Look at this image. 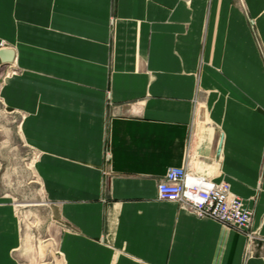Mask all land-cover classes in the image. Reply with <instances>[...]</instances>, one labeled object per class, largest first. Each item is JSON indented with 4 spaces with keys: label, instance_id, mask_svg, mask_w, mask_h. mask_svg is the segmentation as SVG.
<instances>
[{
    "label": "crops",
    "instance_id": "crops-1",
    "mask_svg": "<svg viewBox=\"0 0 264 264\" xmlns=\"http://www.w3.org/2000/svg\"><path fill=\"white\" fill-rule=\"evenodd\" d=\"M1 39L0 101L61 264H264V244L244 257L241 232L156 196L188 152L264 236V0H0ZM15 205L0 187V264H22Z\"/></svg>",
    "mask_w": 264,
    "mask_h": 264
},
{
    "label": "rangeland",
    "instance_id": "rangeland-1",
    "mask_svg": "<svg viewBox=\"0 0 264 264\" xmlns=\"http://www.w3.org/2000/svg\"><path fill=\"white\" fill-rule=\"evenodd\" d=\"M8 68H4L0 81ZM20 117L4 109L0 101V187L16 204L20 260L22 264H61L57 245L60 222L35 172V153L20 136Z\"/></svg>",
    "mask_w": 264,
    "mask_h": 264
},
{
    "label": "built area",
    "instance_id": "built-area-1",
    "mask_svg": "<svg viewBox=\"0 0 264 264\" xmlns=\"http://www.w3.org/2000/svg\"><path fill=\"white\" fill-rule=\"evenodd\" d=\"M3 46L8 44L0 40V47ZM188 156L187 152L183 166L166 169L156 183L157 198L177 202L198 217L211 218L238 230L245 237L244 257L249 256L253 245L264 244V236L251 227V209L230 190L226 180L213 181L190 172Z\"/></svg>",
    "mask_w": 264,
    "mask_h": 264
},
{
    "label": "water",
    "instance_id": "water-1",
    "mask_svg": "<svg viewBox=\"0 0 264 264\" xmlns=\"http://www.w3.org/2000/svg\"><path fill=\"white\" fill-rule=\"evenodd\" d=\"M14 57V50L10 46L0 47V65L1 73H3L4 68L12 62Z\"/></svg>",
    "mask_w": 264,
    "mask_h": 264
},
{
    "label": "bare ground",
    "instance_id": "bare-ground-1",
    "mask_svg": "<svg viewBox=\"0 0 264 264\" xmlns=\"http://www.w3.org/2000/svg\"><path fill=\"white\" fill-rule=\"evenodd\" d=\"M203 125V124H202Z\"/></svg>",
    "mask_w": 264,
    "mask_h": 264
}]
</instances>
